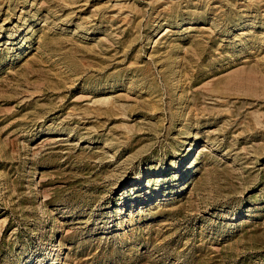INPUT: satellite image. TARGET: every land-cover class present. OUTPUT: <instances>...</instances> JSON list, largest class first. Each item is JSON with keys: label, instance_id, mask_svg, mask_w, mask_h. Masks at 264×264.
<instances>
[{"label": "rangeland", "instance_id": "rangeland-1", "mask_svg": "<svg viewBox=\"0 0 264 264\" xmlns=\"http://www.w3.org/2000/svg\"><path fill=\"white\" fill-rule=\"evenodd\" d=\"M0 264H264V0H0Z\"/></svg>", "mask_w": 264, "mask_h": 264}, {"label": "bare ground", "instance_id": "bare-ground-1", "mask_svg": "<svg viewBox=\"0 0 264 264\" xmlns=\"http://www.w3.org/2000/svg\"><path fill=\"white\" fill-rule=\"evenodd\" d=\"M119 150H120V148H119Z\"/></svg>", "mask_w": 264, "mask_h": 264}]
</instances>
